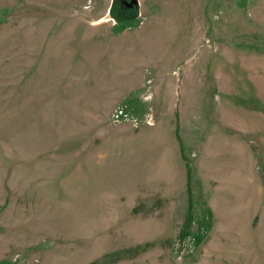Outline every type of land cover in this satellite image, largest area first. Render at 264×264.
I'll return each mask as SVG.
<instances>
[{
	"label": "rangeland",
	"instance_id": "374dc122",
	"mask_svg": "<svg viewBox=\"0 0 264 264\" xmlns=\"http://www.w3.org/2000/svg\"><path fill=\"white\" fill-rule=\"evenodd\" d=\"M0 0V264H264V0Z\"/></svg>",
	"mask_w": 264,
	"mask_h": 264
},
{
	"label": "water",
	"instance_id": "95a60500",
	"mask_svg": "<svg viewBox=\"0 0 264 264\" xmlns=\"http://www.w3.org/2000/svg\"><path fill=\"white\" fill-rule=\"evenodd\" d=\"M127 7H133L138 5V0L124 1Z\"/></svg>",
	"mask_w": 264,
	"mask_h": 264
}]
</instances>
